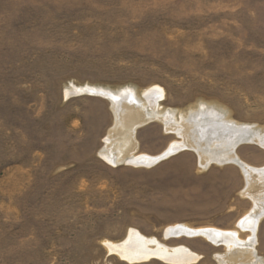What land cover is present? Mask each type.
Returning <instances> with one entry per match:
<instances>
[{
	"label": "rangeland",
	"instance_id": "rangeland-1",
	"mask_svg": "<svg viewBox=\"0 0 264 264\" xmlns=\"http://www.w3.org/2000/svg\"><path fill=\"white\" fill-rule=\"evenodd\" d=\"M73 85L163 96L153 117L135 113L127 145L110 101L65 96ZM200 105L264 135V0H0V264H171L108 252L129 229L189 248L191 264H264V174L240 166H264L256 140L205 167L191 147L150 166L99 154L111 132L124 158L157 155L182 138L155 114ZM249 211L261 212L253 245L236 226ZM176 224L234 229L244 244L166 239Z\"/></svg>",
	"mask_w": 264,
	"mask_h": 264
},
{
	"label": "bare ground",
	"instance_id": "bare-ground-1",
	"mask_svg": "<svg viewBox=\"0 0 264 264\" xmlns=\"http://www.w3.org/2000/svg\"><path fill=\"white\" fill-rule=\"evenodd\" d=\"M80 92L101 94L110 101L114 114L112 129L120 127L128 129V134L123 140L127 145L130 144V138L133 136L135 128L141 123V121H136L138 116L136 117L135 113L141 111L147 118L153 117L154 115L146 109L150 107L152 111L157 110L163 96V90L159 86L145 89L140 96L129 88L113 91L90 85H73L71 88L64 89L65 96ZM173 115L170 112L160 115L155 114L162 121L167 131L174 132L179 138H182L181 141H171L161 153L157 155L131 154L124 158L122 151L114 152L111 150L109 141L111 142L110 135L112 133L109 132L103 139L105 146L100 150V156L113 165L120 161H125L129 164L150 166L185 147H191L196 151L201 165L205 167L211 162L237 161L235 148L241 142L256 140L260 145L264 146V135L260 136L258 133H252L249 127L237 125L230 119L225 118V116L218 115L212 107L200 105L197 110H192L185 114L180 113L178 118L174 117L173 119ZM139 118L140 116L138 120ZM201 161H204V163L202 164ZM240 166L248 176L251 173H257L260 176L264 174V166L256 168L245 163H241ZM260 215L261 212L249 211L236 223L239 228L248 229L250 233L248 241L252 245L255 242ZM170 233H178V235L168 237ZM191 233L197 234L191 235ZM163 236L166 239L181 236H202L213 244H224L228 249L240 247L244 244V241L239 239L237 230H222L213 227L192 228L184 224L168 226L164 230ZM218 239L220 242H216ZM103 245L108 252L118 255L120 259L129 263L144 262L151 258H158L171 264H191L199 258L198 254L183 245L169 246L155 237L143 235L136 229H129L126 237L121 241L105 240Z\"/></svg>",
	"mask_w": 264,
	"mask_h": 264
},
{
	"label": "water",
	"instance_id": "water-1",
	"mask_svg": "<svg viewBox=\"0 0 264 264\" xmlns=\"http://www.w3.org/2000/svg\"><path fill=\"white\" fill-rule=\"evenodd\" d=\"M197 233H191V235H195ZM178 235V233H170L168 237ZM216 242H220L219 239Z\"/></svg>",
	"mask_w": 264,
	"mask_h": 264
}]
</instances>
